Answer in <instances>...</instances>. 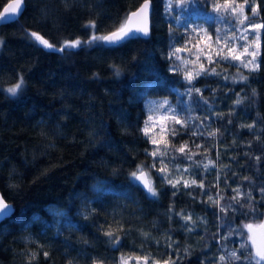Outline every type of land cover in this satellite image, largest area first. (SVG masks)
I'll return each instance as SVG.
<instances>
[{
    "label": "trees",
    "instance_id": "16d2710c",
    "mask_svg": "<svg viewBox=\"0 0 264 264\" xmlns=\"http://www.w3.org/2000/svg\"><path fill=\"white\" fill-rule=\"evenodd\" d=\"M7 1L0 0V12ZM24 1L22 15L0 25V194L13 209L0 223V264H122V257L127 264H144V257L147 264H221V256L223 264H249L244 225H264V29L259 70L249 71L220 59L208 41L228 25L237 35V18L212 8L232 0H200L188 9L177 7L187 0H171V7L149 0V37L111 47L84 41L118 29L142 0ZM250 4L264 22V0ZM244 11L251 15L250 7ZM72 40L82 43L56 50ZM189 71L200 72L191 85ZM21 78L18 94H7ZM192 87L200 92L189 94ZM170 108L186 126L165 119ZM149 115L161 123L150 122L146 136ZM165 140L170 154L152 168L148 152ZM184 143L191 160L173 151ZM160 159L170 178L180 179L175 188L158 171ZM141 164L156 197L130 175ZM193 179L197 184L184 186ZM56 212L67 224L55 225ZM188 216L191 222L182 218Z\"/></svg>",
    "mask_w": 264,
    "mask_h": 264
},
{
    "label": "snow or ice",
    "instance_id": "6c2138e0",
    "mask_svg": "<svg viewBox=\"0 0 264 264\" xmlns=\"http://www.w3.org/2000/svg\"><path fill=\"white\" fill-rule=\"evenodd\" d=\"M199 2H200V0H187L186 4H178L177 7H182L185 9L194 8L195 6H197L199 4ZM205 3H207V0H205ZM22 4H23V0H16L15 4L9 5L8 8H5L6 13L10 12L13 15H8V16L0 15V23L15 22L16 17L23 10ZM168 6L171 7V0H169ZM245 7H250V10H251L250 16L245 14V11H244ZM212 8H213V11L218 12V13L222 9L226 12H230L233 16H235L237 18L238 23L241 26L245 27V32L251 30L252 32H254L256 34L255 41L257 42L256 50H253L251 48L250 44H246V45L241 46L243 49L242 51H238V49L235 46L229 45L227 42H225L224 48L217 49V56L223 60L231 59L233 61H239L241 66L248 69L249 71H258L259 67H260V64L257 60V56L259 55L258 41L260 38V30L264 29V22H257L255 20V18L259 15V6L256 4H250V0H243V3H236V0H232L231 4L227 3V2L224 3L223 5H221L219 3H213ZM148 10H149V0H144V3L141 5V7L138 10L132 12L129 16H127L125 19V22L122 23L121 26L115 32H112L110 35H106V36H92L90 40L84 41V43L90 44V43L95 42V41H103V42L108 43V44H114V43L122 41L126 38H131V37L135 36L136 34H142L144 36H147L149 34L148 33V26H147ZM134 18L137 20V23L133 27L132 21ZM90 26L95 27V23L91 22ZM193 31H196L197 34H199L201 31H204V30L199 28V26H196L193 29ZM29 35L32 36L36 41H38L44 48H48V49L56 48L55 45L50 44L48 40L43 39L36 32H30ZM242 38L245 41H248L247 35L242 34ZM209 39H211V37H209ZM81 43L82 42L80 40H75V41H71V42L66 41L62 48H57L56 50L63 51L64 48H77L81 45ZM216 43L219 44L220 41L217 40ZM225 48L227 49L226 53L224 51ZM183 50L184 49L177 48L175 50V52L179 53ZM173 55H175V53L170 52L169 58L171 59ZM248 56H250L251 59H245ZM176 58L180 59V57H178V56ZM198 60H199V55H197V61ZM209 62L212 63L211 59L209 60ZM184 63H188V61H184ZM201 71H205V69L203 68L202 65H201ZM214 71H215V69H211V72L214 73ZM198 75H200V72L194 73V72L189 71V72L185 73V79L187 80L188 84L191 85L195 76H198ZM247 79L248 78L246 76H241L242 81H246ZM23 83H24L23 78H21L14 86L9 87L6 90L7 93L11 96H16L18 94V92L22 89ZM187 91L189 92V94H191L193 91L196 93H199L200 89L192 87V88H189ZM240 102H241L240 100L236 101L237 104H239ZM166 104H167V101H164L161 104L157 105V108L164 107V105H166ZM150 111H152V110L150 109ZM169 111L172 112V115L170 117H165V119H171L172 121H174V123L180 124L182 127L186 126V121L181 120L179 118V116H177L175 114L174 109L170 108ZM154 119H155V117L153 115H149L147 120L145 121V126L142 129V131L144 132V134L146 136L148 135L150 122H152ZM242 127H243V125H242ZM248 127L252 128L253 125H248ZM172 133H173V135H175L176 130L173 129ZM200 134L201 133L193 132V135H200ZM208 135L214 137L216 135V132H209ZM149 139L151 140V142L153 144L159 145V142L157 140H155L151 137H149ZM169 144H170V142L165 140L164 141L165 147L163 149L160 148L159 146H157L156 148H154L153 150L148 152V154L153 157L154 162L152 164V168H155V166H156V162H157L156 158L157 157L162 158V157L170 154L169 153ZM197 147H200V145H197ZM186 149H188V145H187V143H184V144H181L178 148H174L173 151L179 152L181 154H186L187 158L189 160H191V154H187ZM173 159H175L174 156H173ZM256 159L259 161L260 157L257 156ZM158 162L162 165V167H160L158 169V171L161 173L164 181L167 182L168 184H170L173 188H175L177 186V184H179L181 182L180 179L170 178L169 168H168L167 164H165L163 159H160ZM210 164H212L211 160H209V162L207 164L203 165L205 170L208 169ZM177 171L179 172L180 169L177 168ZM183 171L187 172L188 168H184ZM130 175L133 178V181H139L140 184L143 185V189L146 191L147 194H149L151 197L158 196V191L155 188V186L153 184L152 176L150 175V169H146L145 165H143V164L137 165L135 171H133ZM195 184H197V181L195 179H193L191 182H189L187 180L184 181L185 187H189L190 185H195ZM198 186L201 188H204L203 182H201ZM234 191H237V197H233V199L238 200L239 191L238 190H234ZM262 191H264V189H262ZM209 200H213V198L211 196H209ZM213 202L216 204L219 203L218 200H215ZM220 210L225 211L224 208H221ZM10 212H11V209L9 208V206L4 204L3 197H0V217H6V216L10 215ZM182 218L188 222L192 221L191 216L182 217ZM244 227L248 230V232L250 234L249 239L251 240L252 247L254 249V256L252 254H249V256H248L249 264H252L253 260L255 261V264H261V262H264V242L257 243V240H256L255 235H254V227L252 224H246V225H244ZM257 227L264 229V225L257 226ZM188 230L192 231V229H188ZM105 235L109 236L110 238L113 237V233L111 231L106 232ZM119 241H120L119 236H116L113 239L114 244H118ZM242 247H243V245H242ZM44 255L47 256L48 254L44 253ZM230 255H231L232 260H239L240 259V257L236 255L235 251H233ZM33 258H34V256H33ZM121 259H122V264H127V261L123 257ZM136 259L138 261L140 260L139 257H137ZM219 259L221 261V264H223V262L225 261V257L221 256ZM143 260H144V264H147L148 257H144ZM153 264H158V262L153 261ZM163 264H174V262L171 259H169V260L163 261Z\"/></svg>",
    "mask_w": 264,
    "mask_h": 264
},
{
    "label": "rangeland",
    "instance_id": "374dc122",
    "mask_svg": "<svg viewBox=\"0 0 264 264\" xmlns=\"http://www.w3.org/2000/svg\"><path fill=\"white\" fill-rule=\"evenodd\" d=\"M232 26L231 25H228L224 28L223 32L221 31L219 33V35L216 37V40H208V41H212V52L217 55V49L219 48H224V45H225V42H227L229 45H232V46H235L238 51H242V45H246V44H250L251 45V48L253 50H256L257 48V42L255 41V36L256 34L254 32H252L251 30L245 32V27L244 26H241L239 24V26L237 25V35L234 37L233 35L229 34L230 33V28ZM242 34L243 35H247L248 36V41H245L243 38H242ZM219 40L220 43L217 44L216 41ZM74 41V40H72ZM207 41V42H208ZM71 42V41H70ZM259 44V43H258ZM201 47L199 48V50L201 51ZM225 53L227 52V49L225 48L224 49ZM205 54V53H204ZM245 59H251L250 56L246 57ZM223 61H230V62H234V64H237V65H241L239 61H233L231 59H228V60H223ZM246 69V68H245ZM13 86V85H12ZM11 86V87H12ZM5 92L7 93V91L5 90ZM8 94V93H7ZM158 113V112H157ZM156 117H160V115L156 114L155 115ZM161 121H159V119L157 120H154V125H157V124H160ZM53 221L55 223V225H57V223H60V222H63L64 224H67V221H65L64 218H62L61 216V212H56L55 214H53ZM249 240V243L251 244V249H252V254H253V247H252V243H251V240ZM264 242V241H263Z\"/></svg>",
    "mask_w": 264,
    "mask_h": 264
},
{
    "label": "water",
    "instance_id": "95a60500",
    "mask_svg": "<svg viewBox=\"0 0 264 264\" xmlns=\"http://www.w3.org/2000/svg\"><path fill=\"white\" fill-rule=\"evenodd\" d=\"M16 3V0H10V1H7V3L3 6V8L1 9V14L0 15H3V16H8V15H13L12 13H6L5 12V8H8L9 7V5H12V4H15ZM144 3V0H142L141 1V3L139 4V7L138 8H136V9H134V10H132L127 16H129L132 12H134V11H136V10H138L140 7H141V5ZM24 5H25V1L23 0V4H22V9L24 8ZM151 9H152V6H151V3H150V1H149V10H148V16H147V26H148V33H149V30H151L150 28V20H151ZM23 11V10H22ZM22 13L23 12H20L19 13V15H22ZM19 15L16 17V19L19 17ZM126 16V17H127ZM126 17H125V19H126ZM15 19V20H16ZM125 22V20H123V23ZM7 23H9V22H7ZM7 23H0V25L1 26H3V25H5V24H7ZM10 23H12V22H10ZM137 23V20L134 18L133 19V21H132V26L134 27L135 26V24ZM117 29H114V30H112L111 32H109V33H105V34H103L102 36H106V35H110L112 32H115ZM136 36L138 37V38H141V39H143V38H147V37H149V34L147 35V36H144V35H142V34H136ZM126 39H124V40H122V41H125ZM122 41H119V42H117V43H114V44H108V43H105V42H103V41H101V43L100 44H102V45H104V46H107V47H111L112 45H118V44H120V43H122ZM48 49V48H47ZM135 183L138 185V186H140L141 187V189L146 193V191L143 189V185L142 184H140V182L139 181H135ZM0 197H1V194H0ZM4 201V200H3ZM4 204H6L7 206H9V208L11 209V212H10V215H8V216H11L13 213V209H12V207H11V205L8 203V202H6V201H4ZM8 216H6V217H8ZM6 217H0V223L4 220V218H6ZM257 226H261V225H257ZM254 227V235H255V238H256V240H257V243H261V242H263V235H264V229H261V228H258V227ZM253 254H254V249H253ZM261 264H263V262H261Z\"/></svg>",
    "mask_w": 264,
    "mask_h": 264
}]
</instances>
